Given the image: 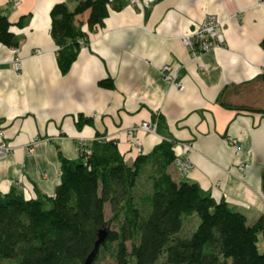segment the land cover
I'll use <instances>...</instances> for the list:
<instances>
[{"label": "crops", "instance_id": "crops-1", "mask_svg": "<svg viewBox=\"0 0 264 264\" xmlns=\"http://www.w3.org/2000/svg\"><path fill=\"white\" fill-rule=\"evenodd\" d=\"M58 1L66 0H0L21 60L14 70L15 52L0 42V129L10 146L0 155V192L54 196L58 155L76 158L80 139L115 141L131 162L139 151L128 144L126 131L157 114L155 131L141 132L140 152L164 139L191 142L193 166L183 177L171 163L173 180L189 179L223 198L249 224L264 216V2L151 0L144 6L120 0L122 7L110 5L102 25L93 31L83 25L88 43L63 73L50 31V9ZM213 13L224 20L225 43L192 56L180 36ZM165 64L182 90L161 75ZM106 77L113 88L99 85ZM221 92L235 107L217 100ZM79 114L91 122L78 127ZM230 135L236 146L226 140Z\"/></svg>", "mask_w": 264, "mask_h": 264}, {"label": "trees", "instance_id": "trees-1", "mask_svg": "<svg viewBox=\"0 0 264 264\" xmlns=\"http://www.w3.org/2000/svg\"><path fill=\"white\" fill-rule=\"evenodd\" d=\"M110 5L119 10L122 1L54 3L50 31L60 71L67 72L88 43L83 25L89 31L102 25ZM84 12L85 21L80 18ZM0 42L10 47L18 43L1 9ZM98 83L114 87L110 77ZM223 92L217 100L235 107L224 102ZM89 121L79 114L75 123L81 127ZM174 144L161 140L128 162L115 141L94 138L89 151L76 158L58 155L61 173L54 196L37 192L34 199L27 198L15 188L0 192V258L14 264H83L104 229L107 236L99 252H109L115 264H264V247L258 248L260 235L264 241V216L249 224L223 198L216 200L189 179L174 181L167 170L176 155Z\"/></svg>", "mask_w": 264, "mask_h": 264}, {"label": "built area", "instance_id": "built-area-1", "mask_svg": "<svg viewBox=\"0 0 264 264\" xmlns=\"http://www.w3.org/2000/svg\"><path fill=\"white\" fill-rule=\"evenodd\" d=\"M12 5H16L19 0H10ZM132 3H136L135 0H131ZM264 1V0H262ZM224 20L218 18V16L213 14H206L203 17V20L192 28L187 33L181 34L180 41L186 46L189 50V53L192 56H197L204 51L209 49H214L215 47L221 46L224 43L223 29L222 26ZM12 50L15 52V57L12 59V67L14 70H18L21 67V60L18 56L17 47H12ZM40 51V48L36 49V52ZM163 78L173 84L179 90L183 89L182 81L176 76L175 71L170 67V65H163L161 68ZM261 72L264 74V67L261 69ZM159 115L155 114L150 121H142L140 124L130 126L126 131L127 133V142L130 144V147L135 148L137 151H141L142 146V135L141 132L152 133L155 131V127L159 123ZM100 139V137H97ZM226 140L229 143L236 145L238 139L233 136H227ZM91 140L80 139L78 141V146H80L81 151H89L90 147L88 146ZM174 147L178 148L175 150V158L173 163L177 166L181 176L186 177L189 170L192 168V163L188 157L189 150L191 148V142H175ZM10 146L5 142L3 138V130L0 129V155L6 154L9 152Z\"/></svg>", "mask_w": 264, "mask_h": 264}, {"label": "rangeland", "instance_id": "rangeland-1", "mask_svg": "<svg viewBox=\"0 0 264 264\" xmlns=\"http://www.w3.org/2000/svg\"><path fill=\"white\" fill-rule=\"evenodd\" d=\"M151 0H135L136 3H139L141 5H144V6H147L149 3H150ZM262 1V0H260ZM131 4L134 5L136 3H132V1L130 0ZM264 2V1H263ZM187 33V32H185ZM183 34V33H182ZM181 37V36H180ZM181 42V41H180ZM225 43V41H224ZM223 43V44H224ZM222 46V45H221ZM188 50V49H187ZM188 53H189V50H188ZM163 67V66H162ZM162 72V70H161ZM162 75V73H161ZM178 89V88H177ZM179 90V89H178ZM237 145V144H236ZM235 145V146H236ZM106 218L109 219L110 216H111V212L109 211V208L106 207ZM194 223V220L190 221V223L187 224L186 228H185V231H187L188 229H190V226L191 224ZM111 229H116V225L115 223H112L111 224ZM188 232V231H187ZM259 239V242H258V248L260 251H263V247H264V241H263V238H261V235L258 237ZM97 263L96 264H115V259L114 257L110 256V253L107 252V251H102V252H99L97 254ZM0 264H14V261L13 260H10V259H7V258H3L1 259L0 258Z\"/></svg>", "mask_w": 264, "mask_h": 264}, {"label": "water", "instance_id": "water-1", "mask_svg": "<svg viewBox=\"0 0 264 264\" xmlns=\"http://www.w3.org/2000/svg\"><path fill=\"white\" fill-rule=\"evenodd\" d=\"M106 236H107L106 231L104 229H101V231L98 233V239L94 244L95 247L93 248L91 253L87 256V259L83 264H92L95 261L102 243L105 242Z\"/></svg>", "mask_w": 264, "mask_h": 264}]
</instances>
